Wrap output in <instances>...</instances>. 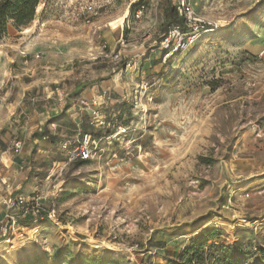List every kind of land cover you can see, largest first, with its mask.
I'll use <instances>...</instances> for the list:
<instances>
[{
  "label": "rangeland",
  "instance_id": "374dc122",
  "mask_svg": "<svg viewBox=\"0 0 264 264\" xmlns=\"http://www.w3.org/2000/svg\"><path fill=\"white\" fill-rule=\"evenodd\" d=\"M100 1L86 24L65 0H38L19 27L15 0H0V89L26 76L13 58L36 40L109 54L108 32L140 62L96 156H55L43 219L21 215L0 264H264V0ZM189 9L203 28L166 58L160 42L173 24L191 31L175 21Z\"/></svg>",
  "mask_w": 264,
  "mask_h": 264
},
{
  "label": "crops",
  "instance_id": "0c3cea01",
  "mask_svg": "<svg viewBox=\"0 0 264 264\" xmlns=\"http://www.w3.org/2000/svg\"><path fill=\"white\" fill-rule=\"evenodd\" d=\"M105 37L112 49L109 54L101 48L102 42L95 45L94 55L86 51L83 38H72L59 44L36 40L25 47L27 52L14 56L26 76H14L0 89V220L7 211L2 198L46 191L54 166L60 164L55 156L63 155V143L85 134L102 138L105 126L113 121L111 112L119 113L116 121L122 118V108L129 102L124 79L130 52L126 47L117 50L118 36L107 32ZM117 53L119 60L114 59ZM107 61L119 66L109 68ZM81 100L90 107L79 106ZM93 101L97 106H92ZM18 142L22 145L16 153Z\"/></svg>",
  "mask_w": 264,
  "mask_h": 264
},
{
  "label": "built area",
  "instance_id": "2783aa9c",
  "mask_svg": "<svg viewBox=\"0 0 264 264\" xmlns=\"http://www.w3.org/2000/svg\"><path fill=\"white\" fill-rule=\"evenodd\" d=\"M65 2L68 6L74 7V9L79 11L78 16H81V19L86 24H93L94 20L106 11L103 9L104 5L101 4L100 0H65ZM182 8H185V4L180 6V9ZM144 9L143 6L139 7L135 13V18L139 19ZM183 19H185L191 31L184 32L183 28L176 24L170 26L165 37L160 42V47L167 52L166 58L188 48L190 43L196 40L198 32L203 28L204 22L196 17L192 9L185 11ZM103 47L106 48V44ZM120 57L121 54L119 53L114 55L115 60H119ZM139 66V60L131 59L126 62L125 69L128 72L135 73L139 71ZM142 88L147 90L148 85L145 84ZM97 104V101L92 102V106H97ZM80 105L85 109L90 107L85 100H81ZM21 145L20 142L14 145L16 153L21 150ZM97 145L96 139L90 134H85L73 142L63 143L61 149L69 162L90 161L97 154ZM43 199V195L38 192L31 197L17 195L15 197L2 198L7 211L4 219L0 220V236L3 238L14 237L21 228L19 224L21 215L27 217V215L31 214L36 221H41L45 211ZM51 216L50 212L49 217L51 218Z\"/></svg>",
  "mask_w": 264,
  "mask_h": 264
},
{
  "label": "trees",
  "instance_id": "16d2710c",
  "mask_svg": "<svg viewBox=\"0 0 264 264\" xmlns=\"http://www.w3.org/2000/svg\"><path fill=\"white\" fill-rule=\"evenodd\" d=\"M37 2L38 0H15L14 5L10 8L17 15V26L21 27L28 24L29 18H31L34 13ZM175 21L182 24L183 18H176ZM202 238L203 237H200L199 240L201 241Z\"/></svg>",
  "mask_w": 264,
  "mask_h": 264
},
{
  "label": "bare ground",
  "instance_id": "6f19581e",
  "mask_svg": "<svg viewBox=\"0 0 264 264\" xmlns=\"http://www.w3.org/2000/svg\"><path fill=\"white\" fill-rule=\"evenodd\" d=\"M124 19H126V15L124 14L123 16H122V19L121 20H124ZM29 32V29H26L25 31H24V34L26 33H28Z\"/></svg>",
  "mask_w": 264,
  "mask_h": 264
}]
</instances>
